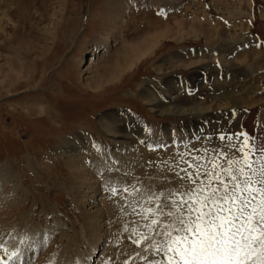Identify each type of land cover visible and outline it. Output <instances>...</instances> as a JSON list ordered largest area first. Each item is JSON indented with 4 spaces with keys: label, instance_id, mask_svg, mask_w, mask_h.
Masks as SVG:
<instances>
[{
    "label": "rangeland",
    "instance_id": "1",
    "mask_svg": "<svg viewBox=\"0 0 264 264\" xmlns=\"http://www.w3.org/2000/svg\"><path fill=\"white\" fill-rule=\"evenodd\" d=\"M166 29L168 35L109 80V66L122 67L123 59L116 57L122 42ZM112 32L115 38L109 39ZM143 87L148 95L159 93L161 103L169 95L171 106H198V112L160 116L142 100ZM104 115L146 130L133 137L145 149L151 148L153 131L170 137L160 143V163L185 170L186 181L175 184L185 189L165 191L161 186L173 184L169 177L143 181L137 173L142 165L118 162L128 151L98 126ZM65 139L68 147L74 142L84 147L85 168L81 156H65ZM97 145L107 161L120 165L118 187L127 183L125 175L139 184L137 192L160 186V200L173 197L181 206L180 223L198 225L189 243L205 246L207 254L223 249L220 263L200 255L174 256L172 264H264V0H0V244L5 234L13 235L12 242L24 238L22 246L36 252L30 250L23 264H113L114 231L132 235L133 216L146 208L130 187L112 194L119 201L101 199L105 191L94 177L99 168L91 164ZM71 167L97 181L94 199L84 197L85 187L77 192L71 186ZM108 182L113 184L110 176ZM186 200L187 208L181 204ZM94 222L103 225L99 238L86 233ZM153 226L163 231L158 240L174 238L183 227L167 230L162 220ZM217 233L226 236L219 245ZM226 240L240 248L236 261L227 260L229 251L224 255ZM16 247L21 250L19 243ZM192 247L183 246L182 256ZM2 250L0 260L9 255Z\"/></svg>",
    "mask_w": 264,
    "mask_h": 264
},
{
    "label": "bare ground",
    "instance_id": "2",
    "mask_svg": "<svg viewBox=\"0 0 264 264\" xmlns=\"http://www.w3.org/2000/svg\"><path fill=\"white\" fill-rule=\"evenodd\" d=\"M114 7H115V3H113L111 5L110 11H113ZM121 9L122 8L119 7L117 9V12H120ZM113 28L115 29L116 25H114ZM118 28L119 29H117V31H116V32H118L117 35H119L121 30L123 29L121 24L118 25ZM168 31L169 30H167V29L163 30V31L158 30L157 32H151L150 34H147V35L145 34V35H143L142 37H140V38H138L136 40H132V41H129V42H122V44L120 45L119 52H118L119 54L116 55L117 58L121 57L123 59L122 67L116 66L115 64L110 65L109 66L110 70L109 71L107 70L106 73H105V74H107L106 76H109V80H114V79L118 78L120 73L123 70H125L127 67L133 65L136 62V60H137V58L139 56L143 55V53H146L153 45H156L155 44L156 41L160 37H162V35H168ZM151 37H155L154 39L151 40V41L154 40L153 42L150 43L151 45L148 44L145 47H143L142 44L144 42H147L149 40V38H151ZM114 38H115V34H114V32H112V36L109 37V39H114ZM155 39H156V41H155ZM134 55H135V57H133ZM130 56H132V57H130ZM94 60L95 59H93V61ZM98 60H99V58H98ZM90 63L92 65L93 62L91 61ZM171 71H172V69H171ZM95 88H92L91 90H94V92H96L97 90H95ZM97 88L99 89V87H97ZM139 93H140V96H141L142 100L151 108L152 112L156 111L159 115L160 114L161 115H163V114H172V115H177L179 117V116H182V115L185 116L186 114L187 115L196 114L198 112V109L196 108L198 106L195 107V106H191L190 104H189L190 106L185 105V104L184 105L183 104H179V106L178 105L177 106H171L172 104H174V101L172 100V97L169 96V95H168V97L162 98L161 100L163 101L164 99H166L165 100L166 102L165 103H161L160 102V94L159 93H155V94H152V95H148L147 90L145 89V87L141 88L139 90ZM178 99H179V97H178ZM186 102H188V100ZM102 118L104 119V122H99L98 121L97 124H98V126L102 127V130H103L104 133H106V136L110 137L108 139H111L110 140L111 143H118L119 144L118 148L120 150H122V151H126L127 150L128 151V153L126 155H122V156L119 157L118 162H123V164H125L127 166H130V167H131V165H135V166L139 165V164L142 165V167H144V170H140V172H137L138 170L135 169V172H137L139 175H142L141 179L143 181L145 180L144 176H148L149 177V182H152V183L156 184L157 181H160V178L162 180H166V177H169L170 181L173 180L172 181L173 184L170 185V184L166 183L164 186H161V188L165 187V189H164L165 191H171L174 187L178 186V185H175V184H182V183H184L186 181L185 180L186 178L184 177L185 170H183V169H180L181 171L177 170V168H176V166L174 164L170 165L167 162H161L160 163V147H159L160 143L162 141V138H165L166 141H168V140H170V137L168 138V136H164V135L162 136V134H160L159 131H156V132L153 131V133H151V134L153 135L154 140L152 139L150 141V143H149L151 148L145 149L143 147L138 146V145H141V144L139 142H136L138 140H135L133 137H135V138L138 137V135H141L143 132H146V130L138 132L139 128L138 127L137 128L134 127L136 124L134 126H129L128 123H127V125H125L124 121H123L122 125H121L120 123H116L115 120H112L111 117H107V116L104 115V117H102ZM112 118H113V116H112ZM182 118H184V117H182ZM114 127L116 129H114ZM140 130H142V129H140ZM140 139H142V137H140ZM166 141H164V142H166ZM62 142H64L63 145L66 146L67 144H69L70 140L66 141V139H65ZM72 146L73 147L66 146L65 148H63V150H65V152L67 153V155H65V156L66 157H70V156L72 157V155L74 157H76L77 155L81 156L82 157L81 158V160H82L81 164H82V167L85 168L86 167L85 160L88 157V155H85L84 147L82 145L78 144L77 142H74V144ZM99 146L100 145L95 146V153L94 154H98V155L101 154L102 156L94 155L92 157V160H94L95 162H92L91 164H93V168H97V167L99 168L98 169V174L95 173L94 177H95L96 180H101V186H103L102 189L105 191L104 195L102 196L101 199L104 202H106V200H113L114 199V197L112 196L113 193L115 194V196H116V194H118V195L121 194V192H117V190L119 188L130 187L134 192H137L136 191V187L139 186V184L138 183H130V181H131V176L130 175H125L126 179H127V183H125V182L122 183V185L120 187H118L116 185V183H114L116 178H117V169L120 167V165H118V166L115 165V163L112 160H108L107 161L108 157L105 156L106 155L105 151L100 152L98 150ZM129 147L132 148L131 150H135V151H129L128 150ZM157 147H159V148H157ZM156 148H157L156 153L152 152ZM63 150H61V151H63ZM114 153L118 154L119 152L116 151ZM131 156H132V158H131ZM149 156H152L151 160H149L147 158ZM141 160H144V161L142 162ZM91 161H89V163L87 164L88 165L87 167L90 166V162ZM67 162L69 163V161H67ZM71 164H73V163L70 162L69 165H71ZM109 176L112 178V181H113L112 185H111V182H108V177ZM71 177H73V179H74V182L71 183V186H73V188L75 190H77V192H79L82 187H85V189H86L85 193L86 194H84L85 195L84 197L86 198V197H88L87 195H90L91 196V200L94 199L93 196L96 194V192L99 191L98 190L99 189L98 188V184H97L96 180H93L92 177H88L87 178V174H86L85 170H83L80 167H76V168L75 167H71ZM163 183H164V181H162V184ZM140 185H143V182H140ZM182 185H180V186H182ZM170 186H173V187L169 188ZM178 188H184L185 189V187H179V186H178ZM190 188L186 189V190H189L188 192H191ZM164 190H163V192H164ZM180 190H182V189H180ZM139 191L140 192H137L138 194L136 193V195L139 196V198H140V200L142 202V206L145 207L146 209L144 208L145 210H142L141 212L136 213L133 216L135 221H134V223L131 224L133 229L130 230L131 231L130 233H132V235H130L129 232H127V233L123 234L122 236H118L116 234V231H114V236H113L112 239H110L111 245H113V247H114L112 249V258H111V262H113V264H172L171 260H173L174 256L183 257V258H186V259H191V258L198 257L200 255L201 256L204 255V256H202L203 258L213 259V261L217 260V261H219V263L221 262L220 260H222V255L221 254L223 253V249H221L219 251L216 249V253L215 254L214 253L207 254L209 249L207 250L205 248V246L204 247H200L199 245H201V244L189 243L190 241H188V234H189L190 230H192L193 228H196V226H198V225H195V223H193V222H192V224H189V222H187V223L185 222L184 224H186V225L189 224L190 225V227H188V228L186 227L185 228L184 226H186V225L183 226V223H180V220H181L182 217L178 214V210H180V208L178 209V207H181V206L179 204L176 205V203H174V200L176 201V198L174 199L172 197V198H169V199L160 200V192H161L160 191V186L156 190H152L151 188H149V186H144V188L142 187V189H140ZM182 191H184V190H182ZM18 193L19 192L17 191V193H15L14 195H16ZM177 194L179 195L180 193H177ZM181 194H182V192H181ZM186 194L189 195L190 193L189 194L186 193ZM138 196H135V197H138ZM188 197H190V196H188ZM119 198H122V197H119ZM119 198H117L118 201H119ZM180 198H181V196H180ZM117 199H114V200H117ZM182 199L183 198H181V200ZM192 199H194V198H192ZM192 199H191V201H192ZM172 201H173V203H172ZM93 203L94 202H92V204ZM190 203H192V202H190ZM181 204L184 205L185 208H187L189 206L187 200L185 202L181 203ZM105 205H108L110 207H114V206L118 207L117 203H115V204L114 203H110V204L108 203V204H105ZM94 206H95V204H94ZM166 206H167V211L166 212L162 211V209L164 207H166ZM194 206H196V205H194ZM190 208H188V209H190ZM188 212H190V211H188ZM104 214H106V212L102 209V212L100 213V216L104 217L105 216ZM190 214L191 213H188V215H190ZM185 215L186 214H184V216ZM189 217L188 218H184V219H189ZM105 220H106V223H107V220H108L107 216H105ZM160 220L165 222V226H166V224H169V225H167L169 228H170V225H172V228H174L175 230L177 228H175L174 225L181 224L183 227H182L181 230L179 228L177 229V233H176V236L174 238H171V239L160 238V240H158V239H155V238H156L157 235H159V236H157L158 238L160 237V231H162V229L160 230L159 227L155 228L153 225H154V223H160ZM191 220H193V219H191ZM93 224L94 225L88 224L87 226H85L87 235H91V234L92 235H97L98 238H99V236L102 235V233L105 234V232H103L104 229L103 228L101 229V227H100V226H103V225H101L99 223H98L99 225L98 224L96 225V222H94ZM166 227H164L163 230ZM168 227H167V230L169 229ZM162 233H163V231H162ZM147 234L148 235L150 234L152 236V238H151V236H148ZM190 234H189V236H190ZM143 235H144L145 238H147L149 240L143 239ZM218 235H215V236H218ZM226 235H228V234H226ZM243 235H244V233H243ZM12 236L5 234L4 237H2L3 239L1 240L2 242L0 244V252H3L2 249H5L8 252L7 254H9V255L5 256L6 258L4 260H0V264H23L26 261V259L28 257V252L30 250H33L34 252H36L35 248L34 249L31 248L32 246L31 247L22 246V245H24V243H26L24 238H22L20 240H17V238H16L17 242H12V240H11ZM215 236H213V238H215ZM225 237H223L222 235H219V237H217V244L219 245L221 243L220 242L221 240L224 241L226 239ZM206 241H210V240L208 239ZM18 243L20 244V247H19L21 249L20 251L16 249L17 248L16 245ZM144 243H146L145 244L146 246L143 245ZM201 243L204 245L203 241ZM191 244H193L192 253L189 254L188 256H182L181 251L183 250V246L186 247L187 245H191ZM236 244H237V242H236ZM222 245H223V243H222ZM197 246H199V248H197ZM223 247H224V250H225L224 255L227 254L226 253L227 251H229V255L228 254L225 255V256H229V259H227V260H229L230 262L233 261V260L236 261L237 260V256H238L237 253H238V251H240V248L235 245V240L234 241L226 240L224 242V246ZM211 249H213V248H211ZM13 251L16 252V257L15 258H13ZM204 251H206V253H204ZM161 255H164V256H162V258H164L163 262L160 261V259H161L160 256ZM254 255L257 256L256 254H254ZM252 257H253V255H252ZM113 258H115L114 261H113ZM198 258H201V257H198Z\"/></svg>",
    "mask_w": 264,
    "mask_h": 264
}]
</instances>
